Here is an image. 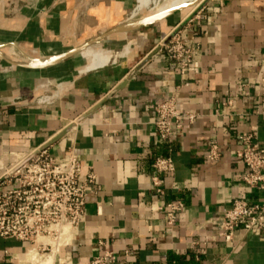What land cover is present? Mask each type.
<instances>
[{
  "label": "crops",
  "instance_id": "obj_1",
  "mask_svg": "<svg viewBox=\"0 0 264 264\" xmlns=\"http://www.w3.org/2000/svg\"><path fill=\"white\" fill-rule=\"evenodd\" d=\"M138 2L0 0V175L46 144L59 160L73 152L81 178L91 168L98 189L71 245L29 258L30 243L5 239L0 264H78L106 251H130L123 264H264V230L239 228L226 242L215 225L235 199L264 204V192L244 185L235 154L252 125L264 145V0H202L126 30ZM175 34L202 51L198 73L181 74L156 48ZM94 48L117 60L92 67L85 54ZM174 94L179 111L196 119L189 126L184 117L174 140L162 142L155 107ZM211 141L221 149L215 162L207 160ZM166 156L176 172L162 176L158 196L153 163ZM169 200L185 205L172 227L159 208ZM196 242L204 254L191 249Z\"/></svg>",
  "mask_w": 264,
  "mask_h": 264
},
{
  "label": "built area",
  "instance_id": "obj_2",
  "mask_svg": "<svg viewBox=\"0 0 264 264\" xmlns=\"http://www.w3.org/2000/svg\"><path fill=\"white\" fill-rule=\"evenodd\" d=\"M192 20L189 22L191 26ZM187 25V26H188ZM168 59L176 63L181 74L198 73L202 69V51L181 34L168 43L160 42L156 47ZM230 115L231 101L224 103ZM154 125L162 142L174 140V129L181 128L185 117L188 125L196 119L194 114H183L178 109V95L163 99L155 107ZM187 126V128L189 127ZM258 126L239 135L236 157L246 170L242 175L244 185L251 190L264 192V145L258 136ZM221 157L216 141L208 144L207 160L215 162ZM152 190L164 196L162 176L174 175L176 165L171 156L157 157L153 163ZM82 165L70 152L66 159L55 158L46 144L32 148L19 162L0 175V242L14 239L30 243L28 255L37 251L59 253L74 241L76 232L86 219V207L91 196L97 193V175L90 168L81 178ZM185 205L181 200H169L160 210L164 211L166 223L172 227ZM217 236L232 242L235 233L243 228L245 233L255 229L264 230V204L248 199H235L215 222ZM191 249L206 252L205 244L193 243ZM131 257L130 251L116 255L111 251L78 264H123ZM68 264H74L67 257Z\"/></svg>",
  "mask_w": 264,
  "mask_h": 264
},
{
  "label": "bare ground",
  "instance_id": "obj_3",
  "mask_svg": "<svg viewBox=\"0 0 264 264\" xmlns=\"http://www.w3.org/2000/svg\"><path fill=\"white\" fill-rule=\"evenodd\" d=\"M151 1L152 0H139L138 6L136 8L137 10L135 12L137 13V11H139L143 7L149 6L151 4ZM201 1L202 0H171L170 2L167 1L164 5H162V7L159 8L157 14H160V15L165 14L166 15V13L168 14V12H171V11L176 10L178 8H181L182 10L186 11V10L194 8ZM136 13H134V14H136ZM142 22L146 23V19L134 21L131 24H127V25H125L124 29L128 30L131 28H136ZM129 48L130 47L128 46L126 48V50H124L120 53L121 57L127 55V51L129 50ZM90 55L93 59L92 64H91L92 67H103V66H106V65H108L112 62H115L117 60V57H115L110 50L94 51Z\"/></svg>",
  "mask_w": 264,
  "mask_h": 264
},
{
  "label": "rangeland",
  "instance_id": "obj_4",
  "mask_svg": "<svg viewBox=\"0 0 264 264\" xmlns=\"http://www.w3.org/2000/svg\"><path fill=\"white\" fill-rule=\"evenodd\" d=\"M167 1L170 2L171 0H152L151 4L149 6L143 7L142 9L137 11V13L135 12L136 14H134V12H133L132 16L130 17L131 21L133 22L134 20H144V19H146V23L142 22V24L146 25V24H149L151 22L154 23L158 19H161V18L164 17L165 14L160 15V14H157V13H158L159 8L162 7V5H164ZM168 13H170V12H168ZM119 30H121V29H119ZM97 50H107V49H105V48H102V49L101 48H94L92 51H89L88 54H85V57L88 60H91L92 58H90L91 57L90 54L92 52H94V51H97ZM53 250H55V249H53ZM33 253L38 254L37 258H42V259H44L48 255V252H47V254L45 256L43 255L44 253H42V252H38L37 253V251H35ZM33 253L28 255L29 258H31L34 255ZM29 263L38 264L37 262H34V261L33 262L29 261Z\"/></svg>",
  "mask_w": 264,
  "mask_h": 264
},
{
  "label": "water",
  "instance_id": "obj_5",
  "mask_svg": "<svg viewBox=\"0 0 264 264\" xmlns=\"http://www.w3.org/2000/svg\"><path fill=\"white\" fill-rule=\"evenodd\" d=\"M178 10H181V8H179V9H176V10H174V11H178ZM174 11H172V12H174ZM172 12H170V13H172ZM170 13H168V14H170ZM168 14H166L164 17H166ZM163 17V18H164ZM69 55H62V56H59V57H55V58H51V59H45V60H43L40 64H38V65H30V64H27L28 66L27 67H38V68H45V67H49V66H52V65H54V64H56V63H59V62H61V61H63L64 59H66L67 57H68ZM10 63H12V62H10ZM12 64H14V63H12Z\"/></svg>",
  "mask_w": 264,
  "mask_h": 264
}]
</instances>
